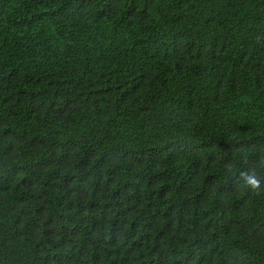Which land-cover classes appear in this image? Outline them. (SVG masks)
<instances>
[{"label": "trees", "instance_id": "obj_1", "mask_svg": "<svg viewBox=\"0 0 264 264\" xmlns=\"http://www.w3.org/2000/svg\"><path fill=\"white\" fill-rule=\"evenodd\" d=\"M0 264H264V0H0Z\"/></svg>", "mask_w": 264, "mask_h": 264}]
</instances>
